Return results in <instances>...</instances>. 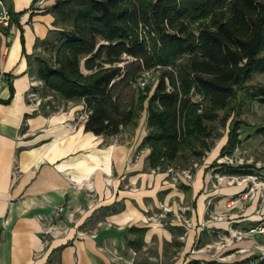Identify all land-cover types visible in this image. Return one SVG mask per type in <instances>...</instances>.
Returning a JSON list of instances; mask_svg holds the SVG:
<instances>
[{
  "label": "trees",
  "instance_id": "trees-1",
  "mask_svg": "<svg viewBox=\"0 0 264 264\" xmlns=\"http://www.w3.org/2000/svg\"><path fill=\"white\" fill-rule=\"evenodd\" d=\"M3 3L10 15L9 25L2 26L7 35L13 25L22 29L21 16L29 9L16 11L13 0ZM47 10L55 28L37 41L41 53L27 54L29 73L45 91L82 100L85 130L97 135L133 129L146 112L147 133L138 150H149L150 169L183 170L202 161L215 145L214 122L226 125L241 91L239 106L245 99L264 104V85H247L264 72V0H56ZM145 71L157 74L154 88L148 83L127 99L126 89ZM10 86L3 103L14 98ZM231 120L223 156L232 155L241 141L244 121ZM256 134L264 137V124ZM215 173L252 171L222 164ZM146 231L129 227L137 235L127 245L143 247ZM186 264H264V256L231 263L191 258Z\"/></svg>",
  "mask_w": 264,
  "mask_h": 264
},
{
  "label": "crops",
  "instance_id": "crops-1",
  "mask_svg": "<svg viewBox=\"0 0 264 264\" xmlns=\"http://www.w3.org/2000/svg\"><path fill=\"white\" fill-rule=\"evenodd\" d=\"M55 1L45 0L38 5L34 0H13L16 11H29L21 16L22 29L13 25L7 35H0V75L6 77H0V100L10 97L11 84L14 88L10 103L0 101V264H158L141 253L150 241L160 238L161 242L165 239L169 244L176 243L184 225L189 229L188 237L177 242L179 254L205 229L201 251L211 246L207 233L221 236L225 231L219 228H234L233 224L223 223L235 213L236 206L242 216L251 208L257 213L256 202L244 205L247 193L239 196L243 185H229L225 180L217 184L216 174L207 170L226 141L209 152L192 180L180 176V182H171L168 172L148 167L147 148L137 152V145L147 133L146 112L135 127L138 132L142 130L140 135L129 136L125 129L119 135L104 136L85 130L87 117H82L86 114L82 100L67 101L42 89L51 100L39 110L31 108L27 94L33 77L27 54L43 51L37 41L55 28V16L47 10ZM55 97L62 101L57 110ZM89 182L94 184V195L87 187ZM181 183L189 189L179 188ZM171 187L178 191L176 196L181 202H192L188 204L189 217L186 214L191 226L173 222L172 227L163 228L148 222L153 217L149 213L162 208L164 195L169 205ZM225 188H235L232 192L238 196H224L209 209L210 197L227 193ZM58 206L63 207L60 221L69 225L71 232L65 238L47 242L40 217L52 215ZM219 215L223 218L216 219ZM131 226L147 227L145 245L140 249L127 245V240L137 235L128 232ZM77 229L96 230L97 235L77 237ZM61 245L63 248L57 250Z\"/></svg>",
  "mask_w": 264,
  "mask_h": 264
},
{
  "label": "rangeland",
  "instance_id": "rangeland-1",
  "mask_svg": "<svg viewBox=\"0 0 264 264\" xmlns=\"http://www.w3.org/2000/svg\"><path fill=\"white\" fill-rule=\"evenodd\" d=\"M1 25L2 24H0V35L3 34L4 32V30L2 29L3 25L2 26ZM33 66L34 67L36 66L35 59H33ZM156 79H157V74L153 72L149 80L151 88H154ZM247 85H250V86L264 85V72H258L254 74V76L247 83ZM141 88L142 87H140L136 83V81H133L131 89L129 87L126 89V92L128 95L127 99H130L129 97L131 95H136V92L139 93ZM243 94H245V91H241L239 98L233 101V108L231 110V116L227 120L226 125L223 126L218 121L214 122L213 125L216 126V129H214L213 131H214V135L217 136L215 139L214 147L217 145H220L221 143H223V141L227 142L228 140L227 134L229 132L231 122H232L231 119L233 117L244 121V124L242 125V128L239 132L241 141L239 142V145L236 151L232 154V156H230L232 158V162L229 164H225V165L233 166V167L242 166V168L243 167L249 168L252 171V174H249V175H252V177H249L246 181L243 182L242 176H238L241 181L240 183L237 180L232 181V183H230V181H227V180L225 181L229 185H234V186L243 185L244 190L241 193H238L239 196L242 193H247V197H246L247 202L244 205L248 207V206H251L252 204H255L253 202H256V209L258 212L256 213L255 212L256 210L253 212V208H251L250 212L246 214V216H242L241 213L243 212H239L238 206H236L235 213L229 214L227 216L226 222L223 223L224 225L233 224L234 228H230L229 230H223V228H219L220 232L223 233V231H225L221 236H219V233H212V234L207 233L206 236L209 237L208 241L210 242L211 246H208V248L200 251L201 247L205 243V241H202V234L206 232V230L204 229L198 236L199 238H195V241L193 242L191 246H189L188 248H185V246L182 247L181 252L177 254L178 252L176 249L177 242L179 241L184 242V239L188 237V231H189L187 227L181 224L182 225L181 228H183V231L181 232L180 236L176 237V240H175L176 243L169 244L165 242V239L162 240L161 242L159 238V240L150 241L147 244V246L144 249H142L141 251L142 255L144 257H147L149 261H153L154 263H158V264H185V261L188 258H192L194 256L197 258L199 257L201 259H208V260L216 259L220 262L231 263V262H234L239 259H243L248 256H256V255L264 256V234H260V233L247 234V236L242 239H239L236 237L231 238L230 236L231 229L247 232L250 226L253 227L256 225L264 224V137L256 134V129L259 126L264 124V104H261L257 102L256 100L245 99L244 102L242 101V106H239V101L241 100L240 98H242ZM198 98L200 97L198 96ZM49 100H51V97ZM55 106H56L55 107L56 110L62 107V101L58 100L57 97H55ZM220 113L222 115L225 113V111H221ZM141 116H143L142 113H141ZM140 122H141V117L139 119L138 124H141ZM126 132L129 134V136H132V135L135 136L137 134L140 135L142 133V130L140 129L138 132V130H135V128L133 129L129 128L127 129ZM137 147H138L137 152H140L141 150L140 151L138 150L140 148V143L137 145ZM207 156H205L202 159V161H198V162L195 161V162L188 164V167L186 169H192L193 178H194V174L197 171V169L200 168L204 164L205 158ZM217 156L218 157L214 158L210 162L209 166L207 167V170H210L211 173L213 174H215V169L218 167L220 163L218 159L223 156L221 155V151L219 155ZM228 161L230 162V160ZM180 171L181 170L175 171V169H174V172L168 171V173L170 174V176L168 177L169 180L172 182L173 175L175 174V172H180ZM243 175H246V174H243ZM215 178H216L217 184H221L222 182H224L222 181L221 183H219L218 177L215 176ZM174 181L180 182L179 179L174 180ZM178 187L181 188L180 186ZM225 189L227 190V193L220 194V192H218L217 194H215V196L210 197V204L208 206L209 209L212 208V205H214V202L217 203L224 196L231 197V198H234L236 195L238 196V194H236L237 192L236 193L232 192L235 188H225ZM230 189H232L231 192H230ZM171 190L172 192L170 193V200L168 202L169 205L165 204V200L167 196L164 195L162 199V204H161L162 208L159 207V209H154L153 212L151 211L149 213V214L153 213L152 215L153 217L149 219L148 221L149 223L153 222V223L159 224L163 228L165 227L170 228L172 227L171 223L173 222H176V223L183 222L184 224L181 213H183L185 217H187L186 214H188V217H189L188 204L192 202L187 203V199L186 201L184 200L183 202H181L178 196H176V192L178 191H175L173 187H171ZM160 198H161V195H160ZM164 206H169L171 208V211L165 212ZM183 207L187 208L184 212L182 210ZM191 208H193V206ZM176 209H179L178 214L176 213L177 211ZM251 215H254L252 219H251ZM178 216L179 218L181 217V219H179ZM244 217L246 218L240 221H237L238 219L244 218ZM206 218L208 219L210 218V216H208L207 214ZM213 227H215V229L218 230L217 226H213ZM244 240L245 242H243ZM161 247L163 248V250H161ZM136 257L138 256L136 255Z\"/></svg>",
  "mask_w": 264,
  "mask_h": 264
},
{
  "label": "built area",
  "instance_id": "built-area-1",
  "mask_svg": "<svg viewBox=\"0 0 264 264\" xmlns=\"http://www.w3.org/2000/svg\"><path fill=\"white\" fill-rule=\"evenodd\" d=\"M45 0H37V4L38 5H42L44 3ZM9 21H10V15L8 12L7 7L5 6V4L3 3V0H0V24H2L3 26H8L9 25ZM1 25V26H2ZM151 71H145L142 76L136 80V83L140 86V87H145V85H147L149 83V80L151 78ZM1 78L5 77L4 74L0 75ZM6 79V77H5ZM7 80H9L7 78ZM2 85L0 83V89H1ZM43 82L37 78H32L31 84H30V89L28 91L27 94V98H28V103L31 106V108L35 109V110H39L41 107L44 106L45 102L48 101L50 99V97H46L43 96ZM87 117L88 114L86 112L85 115H83L82 117ZM232 155H224L222 157H220L218 159V161L220 162L219 165L222 164H229L232 162V158L230 157ZM230 160V162L228 161ZM197 166V164H196ZM169 172H174L173 168H169L168 170ZM177 171V170H175ZM192 169H183L180 172H175V174L173 175V179L174 180H178L180 176H182L185 180L190 181L193 178V174H192ZM219 179V183H221L224 180L230 181V183H232V181L237 180L239 183L240 178L236 175H220L215 173ZM249 177H252V175H243L242 176V181H246ZM225 178V179H224ZM87 187L91 193V195H94V184L91 182H89L87 184ZM90 207H93V204L90 205ZM187 208L183 207L182 210L183 212L186 210ZM63 211V207L62 206H58L56 207V209L53 211L52 215L50 216H41L40 218L44 221V227H43V234L45 235V239L47 240V242L50 239H58V238H65L67 237L70 232H71V227L69 225H67L64 222H61L59 217L61 212ZM164 211L165 212H170L171 208L169 206H164ZM72 216H74V214H71ZM182 217H183V221L187 226H191L192 222L189 218L185 217V215L183 213H181ZM223 216L219 215L216 216V219H222ZM252 233H260V234H264V224H260V225H256L253 227H250L249 230L247 232H243L241 230H230V236L231 238H239L242 239L244 237L247 236V234H252ZM75 235L77 237H82V236H86V235H90L92 237H95L97 235V231L93 230V231H86L84 229H77L75 232Z\"/></svg>",
  "mask_w": 264,
  "mask_h": 264
}]
</instances>
